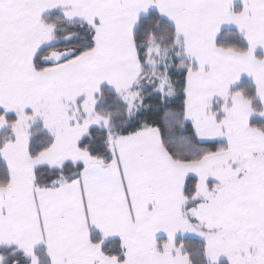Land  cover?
<instances>
[{"label":"snow or ice","instance_id":"obj_1","mask_svg":"<svg viewBox=\"0 0 264 264\" xmlns=\"http://www.w3.org/2000/svg\"><path fill=\"white\" fill-rule=\"evenodd\" d=\"M0 264H264V0H0Z\"/></svg>","mask_w":264,"mask_h":264}]
</instances>
